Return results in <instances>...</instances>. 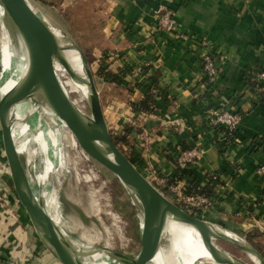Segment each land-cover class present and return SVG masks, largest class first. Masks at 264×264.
<instances>
[{"label": "crops", "instance_id": "crops-1", "mask_svg": "<svg viewBox=\"0 0 264 264\" xmlns=\"http://www.w3.org/2000/svg\"><path fill=\"white\" fill-rule=\"evenodd\" d=\"M103 2L107 48L115 54L108 64L118 70L101 75V90L115 114L114 131L131 130L128 158L146 179L154 175L147 180L164 195L183 183L200 189L211 203L200 218L245 238L264 258V93L247 78L264 71V0ZM162 7L174 14L175 30L159 28L155 14ZM210 49L219 72L212 81L202 71ZM146 99L149 111L133 110ZM209 107L242 114L232 138L211 127ZM195 146L201 150L195 165L177 168L180 150ZM0 219V264H60L24 220L10 230L2 213Z\"/></svg>", "mask_w": 264, "mask_h": 264}, {"label": "rangeland", "instance_id": "rangeland-1", "mask_svg": "<svg viewBox=\"0 0 264 264\" xmlns=\"http://www.w3.org/2000/svg\"><path fill=\"white\" fill-rule=\"evenodd\" d=\"M30 1L36 2V0ZM54 1L56 2L53 4L55 10L49 8L51 12L42 10V6L37 3L35 6L44 13L52 25L65 35L67 40L81 51L87 68L93 76L101 106H104L103 111L114 138L116 134H122V131L120 133L112 128L115 127V114L112 116L108 112L109 106L103 99L100 78L104 73L99 72L100 67L111 74L118 70V68L109 67L108 64L115 54L107 48L110 40V34L107 30L110 19L102 13L104 2L103 0H53L51 2ZM5 47L11 51L16 49L18 54H23L17 32L11 29L5 16H0V73L1 54ZM14 62L17 63L16 55ZM107 64L108 66H106ZM58 68L62 69L63 66L58 64ZM84 95L82 97L85 112L78 110L83 112V115L92 118L90 101L86 102ZM30 105L33 106L34 111L32 115L28 114L25 117L24 123L27 121L29 128L21 138L20 143H27V150L23 156V167L33 192L42 200H45L49 195L54 196L55 211L52 214L59 218L58 228L63 231L67 239L87 249L105 248L110 252L123 254L130 261L135 260L141 250L142 212L134 195L108 170L95 161L86 159L81 149L71 147L67 129L59 118L50 112H45V102L41 95H37L36 100H32ZM8 125L10 128L15 126L12 117ZM40 130L44 135L48 132L51 133L53 138L58 140V157L50 155V146H48L49 156L46 157L40 146L33 140ZM131 139L132 136L129 135L127 138L129 143ZM76 145L79 147L77 143ZM115 145L128 157L127 150H123L120 143L115 141ZM46 158L50 159L54 167L53 172L48 177L44 176ZM130 159L135 161V158ZM8 172L0 129V214L2 213L3 218H6L4 221L9 225L10 230L20 227L24 220L25 227L36 238V242L43 245L44 240L40 238L30 223L16 197ZM165 196L187 213L197 218L201 217L198 211H190L184 204L178 202L171 193H167ZM196 240L197 243H201L199 238ZM221 246L242 260L249 262L248 257L235 246L224 242ZM185 247H189L188 243L182 245V248ZM107 256L112 264H124L108 254ZM102 257L105 255H101L100 251L96 252L95 256H91L92 260ZM148 264L152 263L149 262ZM195 264L215 263L207 257L199 256L195 259Z\"/></svg>", "mask_w": 264, "mask_h": 264}, {"label": "water", "instance_id": "water-1", "mask_svg": "<svg viewBox=\"0 0 264 264\" xmlns=\"http://www.w3.org/2000/svg\"><path fill=\"white\" fill-rule=\"evenodd\" d=\"M0 7L2 8L0 16H5L11 29L17 32L20 46L23 42L28 55V85L13 97L6 94L0 98V129L6 165L9 169L8 176L30 223L44 240V246L60 264L79 263L69 250V244L62 238L64 233L55 227L51 217L45 212L42 199L31 189L23 161L20 160L12 138L11 128L9 123H6L9 109L26 96L29 88L30 90L34 88V91L42 96L45 104L54 111L56 117L71 133L86 159L95 161L117 177L120 183L134 195L140 206L141 250L137 258L130 261L123 254L110 252L105 248L97 249L98 251L105 252L124 264H148L154 257L160 240L163 239L165 219L167 215H171L174 219L192 225L198 231L202 243L215 264H264L262 255L245 238L197 218L174 204L149 182L115 145L103 115L93 76L87 68L81 51L71 42L82 58L91 90L89 101L92 120L90 124L83 121L67 98L55 72V64H61L69 76H72L62 54L65 49L61 48L54 35L55 26L34 3L30 0H0ZM34 195L37 196V200H34ZM212 228L220 232H228L233 238L222 233L215 234ZM223 242L238 248L248 257L249 262L223 249L221 247Z\"/></svg>", "mask_w": 264, "mask_h": 264}, {"label": "bare ground", "instance_id": "bare-ground-1", "mask_svg": "<svg viewBox=\"0 0 264 264\" xmlns=\"http://www.w3.org/2000/svg\"><path fill=\"white\" fill-rule=\"evenodd\" d=\"M1 11L2 8L0 7V15H1ZM49 25L52 26L51 24ZM53 31L59 45L61 46V48H63V50L65 49L62 54L65 59V62L69 67L70 72L72 73V76H69L65 68L59 69L58 65L55 64V72L57 78L59 79L63 91L65 92L67 98L71 102L74 109L78 112V114L86 124H90L92 119L82 114L83 112H85V105L83 103L84 99L82 96L83 94H85L84 96L86 102L89 100V97L91 96L89 81L84 71L82 58L79 55L78 51L76 50L75 46H73V44L66 39L65 35L59 29L57 30L54 27ZM4 37L5 35L2 38L4 39ZM20 49H22V51L25 50L23 51L22 55L18 54L16 49L15 51L13 50L11 51L7 47L2 49L1 73H0L1 97L6 94H8L10 97H13L16 94L21 93L22 88H24V86L26 88V86L28 85L27 84L28 55H27V48L23 42L22 45L20 46ZM15 55L17 59L16 64L14 62ZM34 90H35L34 88H32L31 90L29 88L26 96L20 101L13 104L6 115V123L10 122L11 117L15 121V126L11 128V134L15 147L17 149V153L20 156L21 162L23 161L24 158L23 156L25 155L27 150V143L21 144L20 140L25 135L26 131L29 128L27 121L26 123H24L25 117L28 114L32 115L34 111L33 106L30 105L31 101L36 100V97L38 95V93H36ZM78 109L83 112L81 113ZM44 110L45 112H50L53 116L56 117L54 111H52V109L47 104L44 105ZM67 136L70 140L69 143L71 144V147L78 148L75 139L73 138L70 132H68ZM33 140L40 146L42 153L43 154L45 153L46 157L49 156L48 146L51 147L50 155L58 157L59 142L58 140L53 138L51 133L48 132L47 134L44 135L43 132L40 130L39 133L37 132ZM45 164H46V168H45L46 170L44 176L48 177L53 172L54 167L52 166V162L50 161L49 158L45 159ZM33 197L34 200H37V196L34 195ZM42 201L45 212L51 217L55 227L58 228L60 222L59 218H57L55 215L52 214V212L55 211L54 196L49 195L45 200ZM61 232L63 231L61 230ZM212 232L215 234L222 233L227 237L233 238L230 235V233L220 232L216 230V228H212ZM62 238L64 239V241H66L69 244L68 248L73 253V255L76 258V261L79 264H112L111 260L108 259V256L105 252H100V254L105 255V257L92 260L91 256L96 255V252L98 251L97 249H87L81 247L80 245L67 239V237L64 234L62 235ZM162 238L163 239L160 240L157 246L154 257L150 261V263L152 264H195V259L199 256L207 257L212 260L204 244L202 243L198 231L192 225L174 219L171 215H167L165 219ZM198 238L201 242L200 244L196 242L197 241L196 239ZM184 243H188L189 247L182 248V245Z\"/></svg>", "mask_w": 264, "mask_h": 264}, {"label": "built area", "instance_id": "built-area-1", "mask_svg": "<svg viewBox=\"0 0 264 264\" xmlns=\"http://www.w3.org/2000/svg\"><path fill=\"white\" fill-rule=\"evenodd\" d=\"M170 1V0H169ZM156 21L159 28L164 31H173L176 28V20L174 14L168 7H162L155 14ZM202 71L204 72L207 80H214L218 76V68L215 65V56L213 51L208 50L202 57ZM247 78L251 83L255 84V89L258 92L264 93V71L249 72ZM207 118L211 127L220 128L224 130L229 138L233 137L235 130L239 126L242 120V114L240 112L231 111L224 107H209L206 110ZM201 156V150L199 147H192L189 149H181L175 165L177 168L185 170L199 160ZM149 169V166H146ZM263 168H259V172H262ZM150 171V170H149ZM147 179H155L153 174H149ZM212 181H216L217 177L213 175ZM188 191V193H186ZM169 192L175 196L178 202L185 205L186 208L196 210L204 213L211 205L209 198L198 191L195 186H186L178 184L169 189ZM264 205V199L262 200ZM188 210V212H190Z\"/></svg>", "mask_w": 264, "mask_h": 264}, {"label": "trees", "instance_id": "trees-1", "mask_svg": "<svg viewBox=\"0 0 264 264\" xmlns=\"http://www.w3.org/2000/svg\"><path fill=\"white\" fill-rule=\"evenodd\" d=\"M41 6H46V7H48V9L49 8H51V9H55V7L53 6V4L54 3H56L55 1L54 2H51V1H53V0H36ZM104 71V72H103ZM99 72L102 74V73H104L103 75H106L107 77H109V78H111L112 76H113V74H111V73H109L107 70H105L104 68L102 69V67H100V70H99ZM113 79V78H112ZM114 81H116L115 80V78H114ZM150 104H152V100L151 99H146V100H144L143 102H141V103H139V104H132L133 105V110L134 111H149V106H150ZM130 129H126L125 131H124V133L123 134H116L115 135V137L113 138V135H111L112 136V139H113V141L115 140L117 143H120L121 145H122V148H123V150H124V147H128V145H129V143H128V140H127V136L130 134ZM115 141H114V143H115ZM131 161V160H130ZM132 162V161H131ZM175 178H176V176L174 177V179L172 178L171 180H175ZM198 191L199 192H201L200 191V189H198ZM188 192V191H187ZM254 244V246L258 249V250H260L261 252H263L262 251V247H261V245H259L258 243H253ZM263 255H264V252H263Z\"/></svg>", "mask_w": 264, "mask_h": 264}]
</instances>
